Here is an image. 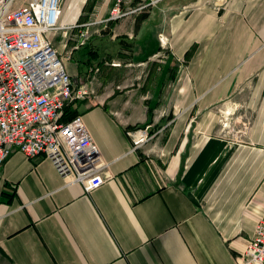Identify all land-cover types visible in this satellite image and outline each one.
Here are the masks:
<instances>
[{"label": "crops", "instance_id": "obj_1", "mask_svg": "<svg viewBox=\"0 0 264 264\" xmlns=\"http://www.w3.org/2000/svg\"><path fill=\"white\" fill-rule=\"evenodd\" d=\"M112 6L62 0L61 22ZM54 36L70 76L92 79L73 109L109 179L86 193L43 156L12 153L0 264H236L264 217V0H162L74 51ZM238 108L243 129L226 123ZM138 128L141 148L128 136Z\"/></svg>", "mask_w": 264, "mask_h": 264}, {"label": "built area", "instance_id": "obj_2", "mask_svg": "<svg viewBox=\"0 0 264 264\" xmlns=\"http://www.w3.org/2000/svg\"><path fill=\"white\" fill-rule=\"evenodd\" d=\"M112 1L104 19L94 16L83 24H62V0H0V175L8 157L20 151L29 159L50 160L67 184L79 183L86 193L109 179L82 117L63 121L68 106L74 108L94 94L92 79L74 83L48 35L60 34L76 43L73 51L81 49L109 31L112 23L147 13L162 0ZM91 70L99 72L98 67ZM128 136L135 148L150 138L142 128ZM236 264H264V217Z\"/></svg>", "mask_w": 264, "mask_h": 264}, {"label": "rangeland", "instance_id": "obj_3", "mask_svg": "<svg viewBox=\"0 0 264 264\" xmlns=\"http://www.w3.org/2000/svg\"><path fill=\"white\" fill-rule=\"evenodd\" d=\"M54 38L58 41L62 40V36H60V34H55ZM66 58L67 60L64 63H65V68L68 72L69 70H68L67 65L75 66L76 62H75V59H73L72 57L70 58L68 55L66 56ZM225 118L229 120L226 123L227 124L231 123L232 128L234 127L236 129H243V121H246V118L244 117V111L241 108H238V110H236L234 115H230V116L225 115Z\"/></svg>", "mask_w": 264, "mask_h": 264}, {"label": "trees", "instance_id": "obj_4", "mask_svg": "<svg viewBox=\"0 0 264 264\" xmlns=\"http://www.w3.org/2000/svg\"><path fill=\"white\" fill-rule=\"evenodd\" d=\"M89 62H91V61L89 60L88 63ZM77 115H78L77 111L75 109H73L72 106H68L64 112L63 121L64 122H70Z\"/></svg>", "mask_w": 264, "mask_h": 264}, {"label": "water", "instance_id": "obj_5", "mask_svg": "<svg viewBox=\"0 0 264 264\" xmlns=\"http://www.w3.org/2000/svg\"><path fill=\"white\" fill-rule=\"evenodd\" d=\"M73 80H74V83H76V84H77V81H78V80H77L76 78H75V79H73Z\"/></svg>", "mask_w": 264, "mask_h": 264}]
</instances>
